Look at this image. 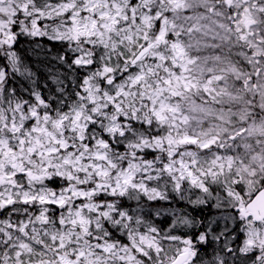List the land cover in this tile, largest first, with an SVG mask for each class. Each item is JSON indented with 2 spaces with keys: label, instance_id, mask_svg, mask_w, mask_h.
I'll list each match as a JSON object with an SVG mask.
<instances>
[{
  "label": "snow or ice",
  "instance_id": "snow-or-ice-1",
  "mask_svg": "<svg viewBox=\"0 0 264 264\" xmlns=\"http://www.w3.org/2000/svg\"><path fill=\"white\" fill-rule=\"evenodd\" d=\"M23 34L71 53L67 96L17 88ZM162 180L216 212L160 227ZM224 253L264 264V0H0V264Z\"/></svg>",
  "mask_w": 264,
  "mask_h": 264
},
{
  "label": "clouds",
  "instance_id": "clouds-1",
  "mask_svg": "<svg viewBox=\"0 0 264 264\" xmlns=\"http://www.w3.org/2000/svg\"><path fill=\"white\" fill-rule=\"evenodd\" d=\"M20 37L25 38V44L28 46L27 48H23L20 50H15L17 53V57L21 61L25 57V53L30 49L33 53L39 49L40 51H43L46 45L42 46L39 41L36 40H29L28 38L32 37L27 34H23ZM53 55L55 57H60L61 61L64 64V71L63 75L61 76H56L55 78L52 77V84L48 87V91L56 96L57 90H61V95L62 96H67L69 90H74L73 89V83L76 79L77 74L75 73V70L73 68H68V61L66 59L67 56L71 55V53H66L65 51H62L60 49H56L53 52ZM61 61H57L60 63ZM16 77H14L15 79ZM55 79H59L61 81L60 84L55 83ZM32 80V79H31ZM35 82V81H33ZM33 82L28 85V87H32ZM24 85H21V88H23ZM187 107V105H185ZM189 132H197L198 127L196 125H191L188 129ZM142 179V178H138ZM159 190L161 192H166L167 193V198L165 200L160 201L159 203H156L155 201L152 202H147L145 203V211L146 212H151L152 217L156 220V218H159L161 220L164 219L165 216L171 217V222L172 220L176 219V217H183L186 216L188 219H191L193 221V224L195 225L196 223H199L201 219H197L195 216H193L190 212L187 211L188 206L193 205L191 201H194L197 199V197L200 195V193H197L196 191L192 190L190 185L185 184L181 192H176L175 191V184L171 181L168 180H162L160 181L159 184ZM131 195H135V193H132ZM135 203V201H133ZM183 204L185 211L176 213V217H173L171 215L170 209L175 208L176 205L178 204ZM195 211V209H194ZM225 227L224 221L220 222V228L223 229ZM228 228H230V224L228 225ZM177 230L181 232H192L195 229L194 228H189L186 224L184 223H178L177 224ZM165 247H169L168 245H165ZM171 255V253H169ZM225 259H227L228 264H233V260L231 257L227 256L226 253H224ZM193 264H200V261L197 260L195 257L193 258Z\"/></svg>",
  "mask_w": 264,
  "mask_h": 264
},
{
  "label": "trees",
  "instance_id": "trees-1",
  "mask_svg": "<svg viewBox=\"0 0 264 264\" xmlns=\"http://www.w3.org/2000/svg\"><path fill=\"white\" fill-rule=\"evenodd\" d=\"M18 31V29H16ZM29 40L39 41L42 46L46 45L43 51L37 49L35 53H33L30 49L25 53L24 59L21 60L22 71L24 69L30 70L33 73L32 80H26L24 76L19 74L16 75L14 83L17 88H21V85L28 86L33 81L38 82L39 87L48 92V87L52 84V77L58 73H63V67L58 65L55 56L53 55L54 50L60 49L59 42L49 41L47 37H30ZM28 46L25 44V38L19 37V42L14 45V50H20L23 48H27ZM214 54H220L218 51L214 52L212 49H208L201 53V55L211 56ZM62 77V75H61ZM25 97H27L28 93H22ZM178 210L185 211L183 204H178L175 206ZM195 209V211H194ZM170 210H173L170 209ZM187 211L190 212L197 219H202L211 214L210 205L195 207L193 205L188 206ZM156 221L159 222V226L162 228H167V226L171 223V217L165 216L163 220L156 218ZM202 231V230H200ZM233 235H236L233 233Z\"/></svg>",
  "mask_w": 264,
  "mask_h": 264
},
{
  "label": "rangeland",
  "instance_id": "rangeland-1",
  "mask_svg": "<svg viewBox=\"0 0 264 264\" xmlns=\"http://www.w3.org/2000/svg\"><path fill=\"white\" fill-rule=\"evenodd\" d=\"M197 193H199V192L197 191ZM214 202H215V201H212L211 203H214ZM203 206H205V205H203ZM173 210H176L177 213L181 212V211L178 210L177 208H173ZM170 212H171V210H170ZM215 212H216V210L211 208V214H213V213H215ZM211 214H210V215H211ZM232 227H235V225H234V224H230V228H232ZM200 230L203 231V229H200ZM237 243H239V241H237Z\"/></svg>",
  "mask_w": 264,
  "mask_h": 264
}]
</instances>
